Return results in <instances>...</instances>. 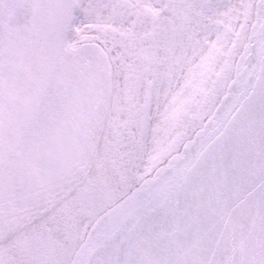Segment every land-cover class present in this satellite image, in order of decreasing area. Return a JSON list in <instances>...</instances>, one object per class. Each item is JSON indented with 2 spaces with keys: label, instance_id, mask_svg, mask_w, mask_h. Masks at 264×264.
Here are the masks:
<instances>
[{
  "label": "snow or ice",
  "instance_id": "6c2138e0",
  "mask_svg": "<svg viewBox=\"0 0 264 264\" xmlns=\"http://www.w3.org/2000/svg\"><path fill=\"white\" fill-rule=\"evenodd\" d=\"M0 264H264V0H0Z\"/></svg>",
  "mask_w": 264,
  "mask_h": 264
}]
</instances>
